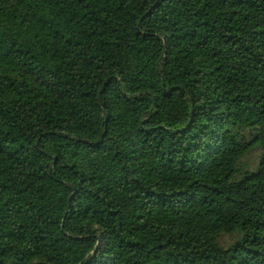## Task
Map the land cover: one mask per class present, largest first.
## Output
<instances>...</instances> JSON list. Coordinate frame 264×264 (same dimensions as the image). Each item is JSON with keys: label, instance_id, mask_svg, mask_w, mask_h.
I'll use <instances>...</instances> for the list:
<instances>
[{"label": "trees", "instance_id": "1", "mask_svg": "<svg viewBox=\"0 0 264 264\" xmlns=\"http://www.w3.org/2000/svg\"><path fill=\"white\" fill-rule=\"evenodd\" d=\"M0 264H264V0H0Z\"/></svg>", "mask_w": 264, "mask_h": 264}, {"label": "rangeland", "instance_id": "2", "mask_svg": "<svg viewBox=\"0 0 264 264\" xmlns=\"http://www.w3.org/2000/svg\"><path fill=\"white\" fill-rule=\"evenodd\" d=\"M259 150H254L252 151L246 158H245V163L248 165H251V167L258 162V157H259ZM235 241V235H223L222 238L220 239V243L224 246H229Z\"/></svg>", "mask_w": 264, "mask_h": 264}]
</instances>
